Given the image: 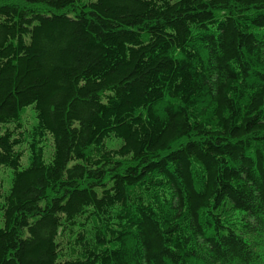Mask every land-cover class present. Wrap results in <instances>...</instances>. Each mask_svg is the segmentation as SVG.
Instances as JSON below:
<instances>
[{"label":"trees","instance_id":"obj_1","mask_svg":"<svg viewBox=\"0 0 264 264\" xmlns=\"http://www.w3.org/2000/svg\"><path fill=\"white\" fill-rule=\"evenodd\" d=\"M0 264H264V0H0Z\"/></svg>","mask_w":264,"mask_h":264},{"label":"rangeland","instance_id":"obj_2","mask_svg":"<svg viewBox=\"0 0 264 264\" xmlns=\"http://www.w3.org/2000/svg\"><path fill=\"white\" fill-rule=\"evenodd\" d=\"M28 164V159L27 157H24V160H23V165L26 166ZM3 173V176H4V179L6 180V176L8 177V171L5 170V171H1ZM8 180L6 181L5 183V187L7 188V184H8Z\"/></svg>","mask_w":264,"mask_h":264}]
</instances>
